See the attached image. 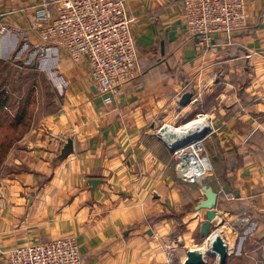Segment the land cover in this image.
Wrapping results in <instances>:
<instances>
[{"label": "crops", "instance_id": "obj_1", "mask_svg": "<svg viewBox=\"0 0 264 264\" xmlns=\"http://www.w3.org/2000/svg\"><path fill=\"white\" fill-rule=\"evenodd\" d=\"M56 1L0 0V81L7 86L12 68L38 57L49 97L0 167V264L14 248L61 237L75 238L83 264H182L188 250L205 251V210L196 209L204 193L176 177L157 134L200 117L225 264H264V0H246L247 26L216 34L203 50L181 0H127L136 73L109 104L87 64L34 27L37 10L54 11ZM184 92L192 98L181 105ZM59 133L72 140L63 158Z\"/></svg>", "mask_w": 264, "mask_h": 264}, {"label": "built area", "instance_id": "obj_2", "mask_svg": "<svg viewBox=\"0 0 264 264\" xmlns=\"http://www.w3.org/2000/svg\"><path fill=\"white\" fill-rule=\"evenodd\" d=\"M127 0H57L53 11L48 4L37 10L34 27L74 62H85L96 93L105 104L136 73V46L132 35L133 19ZM181 12L188 35L195 47L212 45L216 34L227 36L243 30L249 13L246 0H181ZM6 27H0L5 31ZM203 115L202 113L197 114ZM207 132L172 151L176 177L202 186L213 174L210 156L204 146ZM63 134L54 136L60 146ZM247 221L248 217H241ZM5 264H83L77 241L61 237L10 250Z\"/></svg>", "mask_w": 264, "mask_h": 264}, {"label": "water", "instance_id": "obj_3", "mask_svg": "<svg viewBox=\"0 0 264 264\" xmlns=\"http://www.w3.org/2000/svg\"><path fill=\"white\" fill-rule=\"evenodd\" d=\"M192 93L184 92L179 99L181 105H186L191 101ZM207 129L198 131L195 126L185 127L183 129L173 128L168 124H163L158 129V136L167 145L172 152L191 141L202 137ZM72 152V140L70 137L65 138L64 143L58 153V158H63ZM97 180H91L95 184ZM201 190L204 193V200L196 205V209L205 210V220L201 224L200 234L208 240V250L191 249L186 252V258L182 264H208L207 255L215 256L218 264H225L228 256L227 244L222 236L213 231L223 224V219L218 216L214 206L216 205L217 193L211 186L203 184Z\"/></svg>", "mask_w": 264, "mask_h": 264}, {"label": "rangeland", "instance_id": "obj_4", "mask_svg": "<svg viewBox=\"0 0 264 264\" xmlns=\"http://www.w3.org/2000/svg\"><path fill=\"white\" fill-rule=\"evenodd\" d=\"M30 62V68L28 65L24 67V64L27 63H20L18 66H22L24 68L17 69L18 73L15 71V68L11 70L10 73V80L8 81V85L6 86V81H0V88H3L4 90H7L10 94H8L9 99V106H8V112L10 114L15 113V111L18 109L19 101L25 102V100L28 99V101L34 103V114L37 113L38 116H41L47 112V110L43 109L42 102L44 99L43 95L46 92L47 89H44L43 83H42V75L38 74V72L35 70L38 67V57L35 58L32 63ZM29 64V63H28ZM41 65V64H40ZM1 91V90H0ZM28 93L30 96L28 97ZM189 123V122H188ZM213 260V261H212ZM211 261V263L214 264V258L208 257V263Z\"/></svg>", "mask_w": 264, "mask_h": 264}, {"label": "trees", "instance_id": "obj_5", "mask_svg": "<svg viewBox=\"0 0 264 264\" xmlns=\"http://www.w3.org/2000/svg\"><path fill=\"white\" fill-rule=\"evenodd\" d=\"M28 97L30 94L28 93ZM9 96L0 91V167L12 145L18 141L30 128L34 116V103L25 100L19 101L15 113L8 112Z\"/></svg>", "mask_w": 264, "mask_h": 264}, {"label": "bare ground", "instance_id": "obj_6", "mask_svg": "<svg viewBox=\"0 0 264 264\" xmlns=\"http://www.w3.org/2000/svg\"><path fill=\"white\" fill-rule=\"evenodd\" d=\"M189 126H195L198 131H202V130L207 128L206 127L207 126V121H206V119H204L202 117L196 118L195 120H192L189 123L185 124L180 129H183V128L189 127ZM206 241H207V239H206ZM207 243H208V241H207ZM203 248H204L205 251H207L208 250V244L206 245V247H203Z\"/></svg>", "mask_w": 264, "mask_h": 264}]
</instances>
